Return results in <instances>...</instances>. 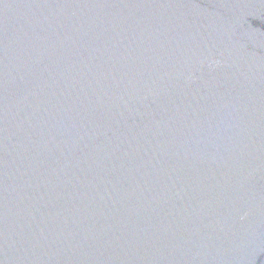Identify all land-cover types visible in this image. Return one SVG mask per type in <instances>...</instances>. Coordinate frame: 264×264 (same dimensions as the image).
Returning a JSON list of instances; mask_svg holds the SVG:
<instances>
[{
    "label": "water",
    "instance_id": "obj_1",
    "mask_svg": "<svg viewBox=\"0 0 264 264\" xmlns=\"http://www.w3.org/2000/svg\"><path fill=\"white\" fill-rule=\"evenodd\" d=\"M0 264H264V0H0Z\"/></svg>",
    "mask_w": 264,
    "mask_h": 264
}]
</instances>
